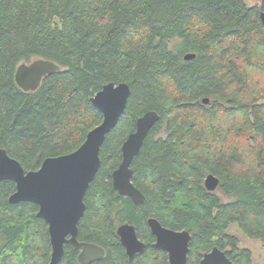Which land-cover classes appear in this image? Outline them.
<instances>
[{
    "label": "trees",
    "instance_id": "16d2710c",
    "mask_svg": "<svg viewBox=\"0 0 264 264\" xmlns=\"http://www.w3.org/2000/svg\"><path fill=\"white\" fill-rule=\"evenodd\" d=\"M263 8L246 0H0V147L25 170L79 147L101 122L90 97L104 84L131 90L84 195L78 239L104 248L87 264H169L152 245L149 216L190 232L186 264L213 246L233 264H253L229 227L264 244ZM35 57L61 69L24 91L15 70ZM148 110L159 119L131 164L144 195L134 203L113 188L111 173ZM208 173L219 179L213 191ZM14 190V181H0V264H48L47 224L35 203L8 201ZM123 222L145 241L130 259L116 234ZM78 252L65 244L57 264H82Z\"/></svg>",
    "mask_w": 264,
    "mask_h": 264
},
{
    "label": "water",
    "instance_id": "95a60500",
    "mask_svg": "<svg viewBox=\"0 0 264 264\" xmlns=\"http://www.w3.org/2000/svg\"><path fill=\"white\" fill-rule=\"evenodd\" d=\"M260 21L264 25V9L260 11ZM194 56V53H186L184 58ZM60 69L61 66L50 59L35 57L17 65L15 81L24 91L35 90L43 77ZM130 92L126 82L104 84L90 97L92 105L102 115L101 122L87 132L75 150L48 156L35 170H25L16 158L0 147V181L10 179L15 183V190L8 201L35 203L38 206L36 215L47 224L51 246L48 264H57L61 260L65 244L80 248L77 260L82 264L95 262L104 256L100 245L78 239V222L85 212V192L101 163V145L123 113ZM203 102L207 103L208 98H203ZM158 119L159 114L154 110H148L136 119L135 129L122 142L121 161L111 174L113 188L121 195L129 196L134 203H141L144 195L132 183L131 164ZM218 183L219 179L213 173H208L204 179V186L209 191L215 190ZM147 224L155 236L154 246L167 253L169 264H186L190 232L166 227L154 217H149ZM117 235L129 258L144 250L145 244L138 238L132 224L119 225ZM198 264L233 263L224 250L214 246L203 254Z\"/></svg>",
    "mask_w": 264,
    "mask_h": 264
},
{
    "label": "rangeland",
    "instance_id": "374dc122",
    "mask_svg": "<svg viewBox=\"0 0 264 264\" xmlns=\"http://www.w3.org/2000/svg\"><path fill=\"white\" fill-rule=\"evenodd\" d=\"M248 6H261L264 0H246ZM224 200L229 197L222 196ZM229 231L236 234L240 241V246L247 247L251 251V261L253 264L264 263V244L260 239H253L245 236L235 224L229 227Z\"/></svg>",
    "mask_w": 264,
    "mask_h": 264
},
{
    "label": "flooded vegetation",
    "instance_id": "af4514ba",
    "mask_svg": "<svg viewBox=\"0 0 264 264\" xmlns=\"http://www.w3.org/2000/svg\"><path fill=\"white\" fill-rule=\"evenodd\" d=\"M263 9H264V8H263ZM38 168H39V167H38ZM131 168H132V167H131ZM111 174H112V173H111ZM132 175H133V174H132ZM111 181H112V179H111ZM132 183H133V182H132ZM112 186H113V185H112ZM134 186H135V185H134ZM135 187H136V186H135ZM116 191H117V190H116ZM117 192H118V191H117ZM140 192H141V191H140ZM118 193H119V192H118ZM141 193H142V192H141ZM119 194H120V193H119ZM123 196H126V195H123ZM128 197H129V196H128ZM129 198H130V197H129ZM130 199H131V198H130ZM131 200H132V199H131ZM143 201H144V200H143ZM143 201H142V202H143ZM149 217H154V216H149ZM149 217H148V218H149ZM148 218H147V219H148ZM154 218H155V217H154ZM147 219H146V223H147ZM156 219H157V218H156ZM157 220H158V219H157ZM158 221H159V220H158ZM45 223H46V222H45ZM123 223H128V222H123ZM123 223H120V224L117 225V227H116V234H117V228H118V226L121 225V224H123ZM160 223H161V222H160ZM129 224H131V223H129ZM161 224H162V223H161ZM132 225H133V224H132ZM133 226H134V225H133ZM147 226H148V224H147ZM134 227H135V226H134ZM148 228H149V226H148ZM135 230H136V227H135ZM149 230H150V228H149ZM136 233H137V230H136ZM150 233L152 234L151 230H150ZM152 235H153V234H152ZM117 236H118V235H117ZM137 236H138V234H137ZM118 237H119V236H118ZM153 237H154V241L152 242V245L154 246L155 236L153 235ZM138 238H139L140 240H142V241L144 242V244H145V241H144L142 238H140L139 236H138ZM119 240H120V239H119ZM69 245H70V244H69ZM64 246H65V245H64ZM71 246H72V245H71ZM72 247H73V246H72ZM213 247H214V246H213ZM213 247H212V248H213ZM144 248H145V247H144ZM157 248H158V247H157ZM212 248H211V249H212ZM76 249L80 250V248H76ZM103 249H104V248H103ZM124 249H125V248H124ZM159 249H160V248H159ZM211 249H210V250H211ZM210 250H209V251H210ZM125 252H126V251H125ZM206 252H208V251H206ZM78 253H79V252H78ZM204 253H205V252H204ZM204 253H203V254H204ZM136 254H137V253H136ZM134 255H135V254H134ZM127 256H128V255H127ZM202 256H203V255H202ZM167 257H168V256H167ZM227 257H228V256H227ZM128 258H129V257H128ZM201 258H202V257H201ZM201 258H200V259H201ZM129 259H130V258H129ZM199 261H200V260H199ZM198 263H199V262H198ZM198 263H197V264H198Z\"/></svg>",
    "mask_w": 264,
    "mask_h": 264
}]
</instances>
